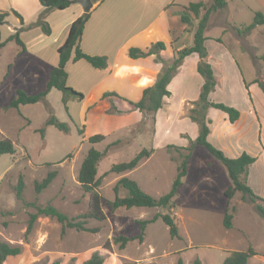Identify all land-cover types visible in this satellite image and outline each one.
Segmentation results:
<instances>
[{
	"label": "rangeland",
	"instance_id": "374dc122",
	"mask_svg": "<svg viewBox=\"0 0 264 264\" xmlns=\"http://www.w3.org/2000/svg\"><path fill=\"white\" fill-rule=\"evenodd\" d=\"M201 1L206 7L211 3V0ZM254 1L264 8V0ZM250 2L255 4L253 0ZM75 3L79 2L73 0L69 7ZM230 9L231 6L226 12H211L213 25L209 23L206 29V33L213 36L226 35L224 29L227 28L231 37L225 40L226 43L232 48L239 47L242 52L230 50L239 62V66H230L229 62L218 59L215 52L225 49L213 41L207 43L217 82L209 99L227 105L247 99L248 87L244 82L249 85L256 79L264 81V25L243 32V26L252 21L253 11L246 7L236 11ZM0 10L9 12L5 22L0 24L1 41L20 27L12 10L25 16L22 41L28 52L13 40L0 47V139L10 138L15 149L13 154L0 155V241L20 247L18 254L8 256L2 264H42L55 260L59 264H81L93 252L102 256V264H178L179 260L182 264H190L194 258H199L201 264H221L229 251L248 247L264 255V219L257 213L254 203L242 197L240 192H235L231 198L224 196V190L231 184L225 167L198 145L191 151L186 176L173 198L175 206L170 210L176 218L179 237H170L168 227L157 218L145 226L141 240L135 238L123 246L115 241L114 238L120 235H137L139 220L166 212L161 207L113 208L110 204L115 195L113 187L119 178L127 176L153 197L168 191L181 155L186 152L182 147L191 141L185 146L175 144L180 142L177 129L189 132L191 121L182 115L186 116V109L192 102L185 104L179 117V98L173 99L175 119L166 121L162 115L159 117L155 137L158 141L153 138L154 124L149 113H139L131 104L130 108L127 101L116 100L121 109L117 112L112 108L111 103L116 106L112 97L97 102L101 98L93 94L83 105L76 98H67L64 104V94L52 89L43 101L11 108L9 102L17 88L28 93L37 92L43 89L47 80V69L35 62L36 56L32 52L44 40L36 35V30L42 32L40 27L31 25L42 7L36 12L32 0H0ZM52 10L48 11L46 19ZM261 10L264 14V9ZM226 19L235 24H226ZM52 50L55 52L54 48H49ZM186 89L193 91V79ZM125 106L130 109L126 110ZM50 115L65 122L67 131L47 125L45 122ZM167 127L173 130L171 135H168L169 130L168 133L165 131ZM179 132L184 136L182 131ZM95 133L104 134L105 138L96 143L89 142L88 137ZM117 139L119 142L111 144ZM168 144L180 148H167ZM90 147L99 151L107 147L96 169V178L100 177L97 191L105 219H88L85 226L89 230L66 228L62 231V225L56 219L39 215L28 228L36 206L50 204L69 218L79 217L87 210L89 193L83 190L77 174ZM142 148L149 149L150 155L141 159L135 168L120 173L110 171L113 164L128 161ZM249 149L248 154L256 158L248 170L249 181L252 191L260 196L264 190V156L257 147ZM222 151L228 157L239 155ZM51 170L56 171L54 179L36 193L34 182L43 179ZM19 176L23 178L25 204L14 193ZM118 195H125V191L120 189ZM260 197L264 198L263 195ZM257 202L264 205L263 201ZM232 206L235 207L232 226L226 229L222 224L223 214L230 212ZM90 228L98 230L91 231ZM248 264H260V261L250 259Z\"/></svg>",
	"mask_w": 264,
	"mask_h": 264
},
{
	"label": "trees",
	"instance_id": "16d2710c",
	"mask_svg": "<svg viewBox=\"0 0 264 264\" xmlns=\"http://www.w3.org/2000/svg\"><path fill=\"white\" fill-rule=\"evenodd\" d=\"M42 10L39 12L37 19L31 25L40 27L41 31L45 35L51 33V28L46 20V15L48 11L52 9H65L73 0H38ZM227 3V0H211L209 6L198 0L192 2L187 6H184L180 12V21L188 27V30L193 32L192 43L190 45H185L181 49L174 52V57L170 63L157 57L160 61L164 63V67L159 73L155 82L148 87H145L142 91V95L139 100L131 101L120 96L116 92H104L103 98L110 100L111 97H117L119 99L127 101L133 106L134 109L141 113H149L152 124L155 121V113L158 109L163 106V97L170 94L167 89V85L172 79L173 75L176 73L177 68L182 63V60L190 55L191 53H196L198 55V62L196 65L197 72L203 78V83L200 88L198 98L192 101L191 106L186 109V116L190 121L196 123L198 130L197 135L194 140L190 141L188 146L182 147L185 149V153L181 155L180 161L177 164L176 175L170 185L167 192L160 195L159 197H153L152 195L145 192L138 183L127 177L123 176L117 180L115 183L114 199L110 202L113 208L125 207H161L166 210L163 214H155L153 217L145 220H139L140 232L137 235L131 236H117L114 238L115 241H119L120 245L123 246L126 242L138 238L142 239L145 226L148 223L154 222L157 218L168 227V232L170 237H179L178 224L175 216L170 212L174 208V196L176 195L179 186L183 183V178L187 173V161L191 155V151L195 146L203 147L209 154L216 158L225 167L231 184L227 186L224 190V196L231 198L235 192H240L242 197H247L251 202L254 203L257 213L264 219V205L258 203L257 201H263L264 198L256 195L252 189L248 186L246 182V175L248 167L254 163L256 158L246 152H242L237 157H228L224 152L214 145H212L207 140V135L209 133V124L211 120L207 117V110L209 107L225 112L228 116V120L232 123L239 117V111L237 108L224 104L222 102H214L209 99V94L214 91L216 87V79L214 77V72L211 64L206 60L207 51L204 45L206 39L204 35L206 23L208 21L211 12L223 8ZM203 10L202 14L199 16L200 11ZM13 14L22 23V16L16 11L12 10ZM8 11L0 10V24L4 23L6 17L8 16ZM89 17V10H86L82 15L76 17L68 26L66 37L62 44H60L57 49V64L51 68L48 73L47 80L43 89L37 92H26L23 89L17 88L15 90V95L9 102V107L18 108L20 104L36 103L38 101H43L46 99L47 94L51 89H57L64 94V104H66L67 98H76L81 101L84 97L83 93L74 90L67 84V71L66 64L69 61L76 62L78 60H85L94 68H105L107 66V56L88 54L84 52L80 45L81 36L85 23ZM196 19V22L193 20ZM194 24V25H193ZM257 25H264V14L260 11H255L253 13V18L251 23L244 25L242 31H249ZM193 26L192 28H190ZM239 31L238 28H236ZM22 30L18 28L14 33L9 35L4 41L0 40V47L4 46L7 41L13 40L18 46L21 47L23 51H26L24 42L19 37V33ZM165 45L162 41H156L151 44L147 50H141L136 47H131L128 49V56L131 58L145 57L147 55L157 53L159 50L164 49ZM252 83H256L261 91L264 93V81L254 80ZM245 87H248V83L244 82ZM112 108L115 111H120L112 103ZM66 106V105H65ZM67 108V106H66ZM70 117V115H69ZM71 120H73L70 117ZM47 125H54L59 130L67 131L68 127L65 122H61L54 115H50L46 122ZM43 128L40 129L42 133ZM105 138L104 134L95 133L88 137V141L91 143H96L102 141ZM119 140H115L111 144H116ZM110 145V144H109ZM108 145V146H109ZM107 146V147H108ZM107 147L103 151H99L93 147H90L84 156L80 167L78 169L77 180L82 186L83 190L89 193V201L87 210L76 218H69L67 215L59 211L56 207L46 204L44 206H36L35 212L30 215L29 227H31L33 221L39 215L49 216L56 219L62 225V231L66 228H74L76 230H89L85 226L88 219L104 220L105 213L101 208V196L97 191V187L100 183V177L96 178L97 164L101 157L106 153ZM173 147L179 149V146L168 144L167 148ZM15 151L14 144L10 138L0 139V155L9 153L13 154ZM150 150L142 148L137 152L131 159L121 163L113 164L110 167L111 172L120 173L127 170H132L135 168L141 159L146 158L150 155ZM56 175L55 170L48 171L40 181L34 182V190L36 193L45 189L50 182L54 179ZM24 183L22 176L18 177V180L14 186V193L17 199L23 201V189ZM122 189L125 191V195L119 196L118 191ZM28 204V203H27ZM235 207H231V211H225L223 214L222 224L226 229L231 228L233 217V211ZM91 231H97V228H90ZM20 251L19 246L11 245L5 241H0V264L10 255H16ZM255 254L252 247H248L245 250H233L223 259L221 264H247L248 258ZM102 256L98 252H93L90 257L84 260L81 264H102ZM42 264H59L57 260L50 263ZM131 264V263H125ZM153 264V263H147ZM178 264H182L181 260ZM190 264H201L199 258H194Z\"/></svg>",
	"mask_w": 264,
	"mask_h": 264
},
{
	"label": "crops",
	"instance_id": "0c3cea01",
	"mask_svg": "<svg viewBox=\"0 0 264 264\" xmlns=\"http://www.w3.org/2000/svg\"><path fill=\"white\" fill-rule=\"evenodd\" d=\"M90 1L92 5L83 29L80 45L82 50L88 54L107 56L108 63L105 68L99 69L92 67L85 60L69 61L65 67L67 71V84L83 93L84 97L80 105L87 102L93 94L100 96L99 98L101 99L97 102L104 100V98L102 99L104 92H116L127 100L137 101L140 99L143 89L155 82L164 67V63L157 57L169 63L174 57V52L192 43L193 32L188 30V27L180 21V12L184 6L198 0ZM32 2H34L35 11L38 12L41 8L39 1L32 0ZM253 2L255 4L251 3L250 0H227L226 5L214 13L226 12L230 6V11H236L240 7H246L250 11H253V13L255 11H263L261 10L264 9L263 7L258 6L254 0ZM85 11L80 3H75L73 6H68L61 10H52L46 19L50 25L51 33L44 35L42 32L40 33L36 30V35H40V38L43 37L46 43L43 40L41 44L37 45L36 49L32 51L33 55L36 56V58H33L37 64L47 69V76L51 68L57 64L58 56L56 49L63 43L69 24ZM22 18V23L17 18L20 27L15 28L22 27L19 33L21 39L25 30L23 28L25 16H22ZM212 18L213 15H210L204 31L206 37L204 45L207 51L206 60L211 64L212 69H214L211 61L212 56L207 46V43H212L213 41L225 49L223 51H220L221 49L215 51L219 55L218 59L222 58V60L229 62L230 66H239V62L230 54V50L240 52V48H232L226 43L225 40L231 37V33L227 30L226 26L223 25L226 28L224 29L226 35L222 33V35L211 36L206 33L209 23L213 25ZM225 23L232 24L233 22L226 19ZM156 41H162L165 45L164 49L145 57L131 58L128 56L129 48L136 47L141 50H147ZM49 48H54L55 52L53 50L49 51ZM25 52L28 53L27 51ZM198 59L196 53L186 56L168 83L167 89L170 94L163 97V106L155 113L153 134L155 141H158L155 137L159 117L162 115L166 121L175 119L172 113L173 99L179 98L181 108L178 116L180 117L185 104L198 98L203 83V78L196 70ZM191 79H193L194 83L193 91L186 89ZM211 95L212 93L209 94L210 99ZM247 95V99L244 98L239 103H230V105H233L239 111L238 119L232 123L228 120L225 112L221 113V110L213 107L208 108L207 117L211 122L209 124L207 140L222 150L237 152L235 154L239 155L242 152L250 153L249 148L251 146L257 147L261 149L264 156V93L256 83H250L247 88ZM112 98H115L114 104L116 108L121 110L116 100L124 103L126 101L117 97ZM255 98L259 99L260 102L258 103ZM127 105L132 108L130 104ZM129 107L125 106L126 110H129ZM182 116L187 117L184 114ZM171 126H174V123ZM168 130V135H171L173 130L167 127L165 131L168 133ZM197 130L196 123L191 121L189 132L180 129L176 130L180 142L174 143L179 146L187 145L189 140H194ZM179 131H182L184 136H180L181 132ZM236 156L231 155V157ZM252 165L253 163L249 166L250 168L248 167V170L252 168ZM248 170L246 182L251 188ZM262 195L264 196V190L262 191ZM250 259H256L260 261V264H264V255L257 251L248 258L247 264Z\"/></svg>",
	"mask_w": 264,
	"mask_h": 264
},
{
	"label": "water",
	"instance_id": "95a60500",
	"mask_svg": "<svg viewBox=\"0 0 264 264\" xmlns=\"http://www.w3.org/2000/svg\"><path fill=\"white\" fill-rule=\"evenodd\" d=\"M77 2L80 3V5L85 9V10H89L92 2L90 0H75Z\"/></svg>",
	"mask_w": 264,
	"mask_h": 264
}]
</instances>
